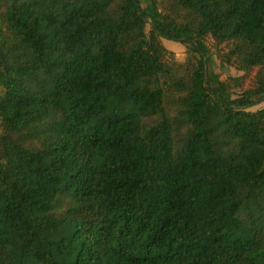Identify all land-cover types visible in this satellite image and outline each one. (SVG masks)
<instances>
[{"label": "trees", "instance_id": "trees-1", "mask_svg": "<svg viewBox=\"0 0 264 264\" xmlns=\"http://www.w3.org/2000/svg\"><path fill=\"white\" fill-rule=\"evenodd\" d=\"M144 1L0 0V264H264V0Z\"/></svg>", "mask_w": 264, "mask_h": 264}, {"label": "rangeland", "instance_id": "rangeland-1", "mask_svg": "<svg viewBox=\"0 0 264 264\" xmlns=\"http://www.w3.org/2000/svg\"><path fill=\"white\" fill-rule=\"evenodd\" d=\"M142 5H146V2L142 0ZM165 47L171 51L172 56L178 60V61H184L187 57L186 47L181 44L180 42L173 41L170 39H162ZM210 45L212 47V52L215 60V64L213 66V69L215 72H218L222 78L228 79L231 76H244V83L243 87L246 88L250 86L253 83V77L250 74H247L246 72L240 71L236 69L234 66L223 64L220 62V54L218 53V50L215 46L212 45V42L210 41ZM264 108V100L260 103H258L255 106H252L249 108L251 111H257L259 109Z\"/></svg>", "mask_w": 264, "mask_h": 264}]
</instances>
